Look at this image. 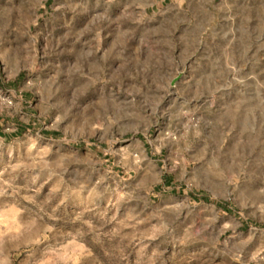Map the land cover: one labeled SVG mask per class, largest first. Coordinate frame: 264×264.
<instances>
[{"label": "clouds", "instance_id": "clouds-1", "mask_svg": "<svg viewBox=\"0 0 264 264\" xmlns=\"http://www.w3.org/2000/svg\"><path fill=\"white\" fill-rule=\"evenodd\" d=\"M186 3L55 0L52 8L61 18H83L74 35L79 45L94 29L99 38L101 31L107 30L105 26L116 35H131L132 29H137L138 35L149 26L147 22L155 27L165 16L183 13ZM257 3L264 8V0ZM24 4V14L15 25L11 9L0 24V66L9 84L14 82L15 77L9 78L14 69L38 74L31 30L35 27L40 32L39 21L48 14V0H24ZM212 7L208 5L209 15ZM241 22L246 32H239ZM226 23L231 25L230 21ZM220 31L204 25L193 43L194 48L204 44L201 35L211 40L219 37L222 42L221 66L210 85L212 90L206 89L207 95L197 98L178 95L172 85L183 76L180 73L154 84V107L143 103V90L136 91L141 85L126 77L124 87L133 88L131 95L112 93L123 112L106 96L104 104L97 103L85 113L88 104L98 101L101 85L107 91V85L119 84L118 80H104L99 65L109 64L111 74L120 60L86 48L84 57L77 59L78 54H72L71 60L62 62L61 75L72 85L67 113L54 112L42 129L28 131L21 138L11 132L0 137V264H18L16 253L26 264H163L164 252L158 242L170 240L177 247L194 246L209 230L215 234L212 248L220 252L226 264H264V168L254 171L252 167L254 154L264 151V63L258 61L253 67L249 58L252 47L243 51L242 46V38L254 42L264 39V12L253 8L243 14V20L238 17L237 24L223 35ZM24 40L27 42L22 44ZM194 57L195 52L190 58ZM26 81L30 83L31 77ZM84 85L88 87L77 95L76 90ZM242 88L246 96L238 95ZM210 99H215L219 109L213 118L196 109L197 105L206 106ZM24 105L20 89H0V117L23 116ZM141 109L151 112L153 120L160 119L151 137L155 148L152 144L144 147L143 142L137 146L142 124L135 131H120L125 124L137 123L126 113ZM76 111L81 113L78 121L72 115ZM52 125L62 132L71 125L68 139L43 136L42 130H56ZM0 127L14 125L0 123ZM129 132L130 138L123 139ZM232 133H236L235 138L225 148ZM93 138L106 146L98 149L103 157L92 153L93 163H87ZM69 140L85 142V147H72ZM106 157H111V162ZM158 157L177 176L183 171L190 178L191 169L206 170L215 182L232 192L235 215L219 210L201 212L204 205L188 195L199 191L195 187L182 195L157 196L159 203H152V193L159 185L146 180L145 175L150 178L152 173L164 171ZM64 213L69 223L64 222ZM245 223L247 228L243 227Z\"/></svg>", "mask_w": 264, "mask_h": 264}, {"label": "rangeland", "instance_id": "rangeland-1", "mask_svg": "<svg viewBox=\"0 0 264 264\" xmlns=\"http://www.w3.org/2000/svg\"><path fill=\"white\" fill-rule=\"evenodd\" d=\"M54 2L55 0H48V14L39 21L40 32L38 33L35 27L31 30L35 38L33 46L37 53L38 74L33 75L27 71L14 69L9 78L15 77V79L13 83L9 84L5 82L4 69L0 66V89H20L25 101V115L14 118L0 117V123L14 125L11 128L0 127V137L11 132L13 136L21 138L28 131L42 129L43 124L52 120L54 112L67 113V108L71 103L68 90L72 85L68 79L61 75L62 62L71 60L72 54H78L77 59L84 57L86 48L100 50L101 55L106 54L108 59L118 58L120 63L116 65L111 74L108 73L109 64L101 63L99 65L104 80H118L119 84L107 85V91L105 86L101 85L98 101L94 100L88 104L84 109L85 113L95 107L97 103L104 104L106 96L110 97L115 107L123 112L121 105L116 103L112 93L131 95L133 88L124 87L126 77L141 85V88L136 91L140 92L142 89L143 103L152 107L155 106L157 100V96L153 93L154 84L165 79H174L175 75L180 73L183 76L172 85V89L178 95H190V98L207 95L205 90L210 92L212 90L210 85L217 79L216 72L221 66L219 54L223 45L219 37L216 40H211L209 37L201 35V39L205 43L194 48L193 43L199 29L207 25L210 28H218L221 30L220 35H223L230 26L237 24L238 17L243 20V14L251 9L255 8L257 12H264V8L260 7L257 0H187L183 13L165 16L161 23L155 27L151 26V22H147L149 26L139 31L138 35L137 29H132L131 35H116L111 28L105 26L107 30H102L99 38L94 35V29L93 34L86 35L77 45L74 35L79 31L83 18L71 15L61 18L59 13L53 11ZM119 2L120 0H117V3ZM169 2L170 0H165V3ZM208 5L213 6L211 15H209ZM9 9L13 10L12 21L15 25L16 21L24 14V0H0V24L3 23V18L8 16ZM168 12L171 13L172 10L169 8ZM229 21L231 25L226 23ZM69 24L72 25L71 28L67 27ZM239 32H246V25L242 22L239 24ZM26 42L27 40H24L22 44ZM22 44L17 45V48L22 47ZM242 46L243 51H247L249 46L252 47L253 52L249 53V58L252 60L253 67L258 61L264 63V39L254 42L251 38H242ZM193 52H195V57L190 58ZM93 67H97V65L94 64ZM58 76L59 79H57ZM27 77H31L30 83L26 81ZM26 83L27 87H25ZM87 87L88 85H84V87L78 88L77 95ZM247 94L243 88L238 93L239 96ZM175 102L173 99L172 103L175 104ZM73 103H75V97ZM76 107H79V101H77ZM196 109L204 112L210 118L215 117L219 111L215 99H210L206 106L197 105ZM72 115L77 121L81 118L79 111ZM126 115L135 117L137 123L125 124L120 131L128 132L130 128L135 131L142 124V131L137 138V146H141V142H143L144 147L152 144L155 148L157 145L151 140V137L156 134V124L160 123L159 117L153 120L151 112L143 109L126 113ZM211 122L210 119L209 123ZM52 127L56 130H42V135L49 139L61 136L68 139L66 133L71 130V125L63 132L56 128V125H52ZM211 131L214 139L216 129L213 128ZM235 135L236 133L231 134L228 143L224 145L225 148L233 142ZM130 136L129 132V135L122 138L128 139ZM8 139H12V136H9ZM69 143L77 149L85 147V142L77 143L75 140H69ZM90 143L94 147H91L87 154V163H93L92 153L103 157V153L98 152V149H103L106 146L103 141H97L95 138ZM199 158L200 153L197 152L196 159ZM104 159L111 162V157ZM157 159L164 171L152 173L150 178L147 174L145 175L146 180L150 179L152 184L159 185L152 193V203H159V200L156 199L157 196L167 198L173 194L182 195L188 189L195 187L199 191L188 192V195L192 201L204 205L201 212L219 210V213L227 212L235 215L236 206L232 201V192L224 184L215 182L206 170L191 169L190 178H186L183 171L177 176L163 164L162 157ZM104 166L107 167V163ZM252 167L254 171L257 168H264V151L258 150L254 154ZM185 184L187 188L184 187ZM240 199H245L243 193H241ZM147 205L146 200L145 206ZM191 211L189 209V212ZM195 218L198 222L199 214H196ZM63 219L65 223H69L67 213H64ZM243 227L247 228L248 224L245 223ZM214 242L215 234L209 230L205 234V239L194 246L177 247L170 240L158 243L160 250L164 252L163 264H226V261L221 258L220 252L212 248ZM98 254H100L99 250ZM129 254L131 255V252ZM15 256L18 258V264H26L25 259L19 253H16ZM106 264H115V262L109 261ZM130 264H134V261H131Z\"/></svg>", "mask_w": 264, "mask_h": 264}]
</instances>
